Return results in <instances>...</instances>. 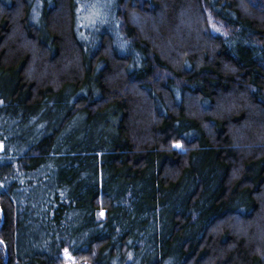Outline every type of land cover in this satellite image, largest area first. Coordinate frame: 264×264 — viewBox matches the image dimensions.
<instances>
[{
    "label": "trees",
    "instance_id": "1",
    "mask_svg": "<svg viewBox=\"0 0 264 264\" xmlns=\"http://www.w3.org/2000/svg\"><path fill=\"white\" fill-rule=\"evenodd\" d=\"M95 1L0 0V264H264V0Z\"/></svg>",
    "mask_w": 264,
    "mask_h": 264
},
{
    "label": "rangeland",
    "instance_id": "2",
    "mask_svg": "<svg viewBox=\"0 0 264 264\" xmlns=\"http://www.w3.org/2000/svg\"><path fill=\"white\" fill-rule=\"evenodd\" d=\"M87 2H89V1H87ZM103 2V0H97V2L95 1V3H94V5H93V13H91L92 14V16H90V18L92 17H94V19H95V12H98L99 11V9H100V7L102 6L101 5V3ZM34 16V15H33ZM86 18V17H85ZM87 19H88V17H87ZM92 20V19H91Z\"/></svg>",
    "mask_w": 264,
    "mask_h": 264
},
{
    "label": "snow or ice",
    "instance_id": "3",
    "mask_svg": "<svg viewBox=\"0 0 264 264\" xmlns=\"http://www.w3.org/2000/svg\"><path fill=\"white\" fill-rule=\"evenodd\" d=\"M176 148H180L181 146L179 145V144H177V145H174Z\"/></svg>",
    "mask_w": 264,
    "mask_h": 264
}]
</instances>
